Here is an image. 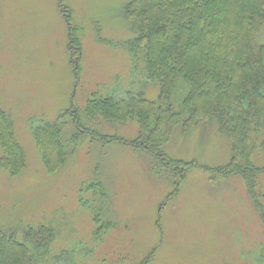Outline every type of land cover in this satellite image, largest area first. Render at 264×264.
<instances>
[{
  "label": "rangeland",
  "instance_id": "rangeland-1",
  "mask_svg": "<svg viewBox=\"0 0 264 264\" xmlns=\"http://www.w3.org/2000/svg\"><path fill=\"white\" fill-rule=\"evenodd\" d=\"M131 1L0 0V111L24 155L20 171L0 166V234L31 248L30 233L51 230L50 253L34 251L31 264H264V219L255 206L264 210L260 146L251 156L260 170L255 200L243 176L216 173L233 156L216 127L187 138L176 131L165 147L210 170L190 169L180 182L151 155L90 136L48 170L38 130L69 119L73 107L84 113L90 99L118 88L158 100L156 86L137 85L123 14ZM100 133L132 142L139 127L104 123ZM0 159L11 157L0 150Z\"/></svg>",
  "mask_w": 264,
  "mask_h": 264
},
{
  "label": "trees",
  "instance_id": "trees-1",
  "mask_svg": "<svg viewBox=\"0 0 264 264\" xmlns=\"http://www.w3.org/2000/svg\"><path fill=\"white\" fill-rule=\"evenodd\" d=\"M123 14L134 36L126 45L137 53V85L141 81L156 86L158 100L118 88L90 99L84 113L73 107L69 119L38 130L48 170L62 167L90 136L104 145L118 142L151 155L180 182L185 171L210 170L170 157L165 147L176 131L187 138L199 128L216 127L230 142L233 155L216 173L243 176L255 200L260 170L251 156L259 146L264 151V44L258 43L264 30V0H132ZM8 120L0 111V150L11 157L0 159V166L20 171L24 155ZM92 122L99 131L90 127ZM129 122L139 127L132 142L100 133L104 123ZM255 206L264 219L262 207L256 201ZM95 219L100 223L102 216ZM30 235L31 248L0 234V264H31L39 254L47 256L56 239L53 232L42 226ZM36 250L40 253L34 256Z\"/></svg>",
  "mask_w": 264,
  "mask_h": 264
}]
</instances>
